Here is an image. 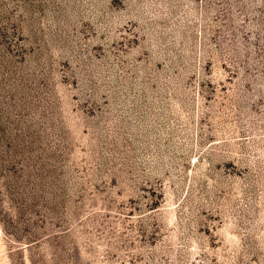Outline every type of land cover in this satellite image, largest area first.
I'll return each mask as SVG.
<instances>
[{
  "label": "rangeland",
  "instance_id": "374dc122",
  "mask_svg": "<svg viewBox=\"0 0 264 264\" xmlns=\"http://www.w3.org/2000/svg\"><path fill=\"white\" fill-rule=\"evenodd\" d=\"M0 264H264V0H0Z\"/></svg>",
  "mask_w": 264,
  "mask_h": 264
}]
</instances>
